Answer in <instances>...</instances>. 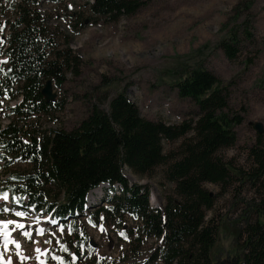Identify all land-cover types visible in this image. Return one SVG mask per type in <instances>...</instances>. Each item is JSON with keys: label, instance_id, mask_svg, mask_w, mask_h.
I'll list each match as a JSON object with an SVG mask.
<instances>
[{"label": "trees", "instance_id": "1", "mask_svg": "<svg viewBox=\"0 0 264 264\" xmlns=\"http://www.w3.org/2000/svg\"><path fill=\"white\" fill-rule=\"evenodd\" d=\"M41 1L0 0V22L7 33L2 45L7 61L0 65V94L9 100L20 97L17 104L7 107L9 122L0 125V169L8 172L0 180V193L7 192L10 199L18 197L22 209L32 207L64 222L82 216L87 195L107 185L102 199L106 205L94 217L97 220L103 215L119 223L132 217L135 227L130 233L135 241H155L142 264H264V133H257L248 150L247 170L237 174L220 157L221 149L234 145V127L242 120L226 110L227 85L203 60L175 62L166 72L177 95L196 105L194 120L178 125L148 120L124 92H116L98 99L107 101V111L91 104L70 130L47 132L34 127L28 121L31 116L62 108L44 99V82L51 80L60 87L65 73H76L79 65L69 48L56 50L46 38L38 10ZM144 4L143 0H87L89 17L107 21L130 16ZM251 5L248 0L237 4L221 24L223 33L215 47L228 60L239 56L245 42L254 41ZM176 141H180L176 151L166 153L163 144ZM15 160L25 162L27 168L10 169ZM160 166L162 179L172 190L162 207L155 208L148 188L131 183L123 170L143 177ZM235 181L241 187L249 185L252 195L240 201L234 250L216 257L213 250L219 223L215 217L206 219L215 196L204 184L225 190ZM67 238L69 244L75 239L79 245L82 236L77 225ZM74 252L78 254L75 261L81 260L79 250Z\"/></svg>", "mask_w": 264, "mask_h": 264}, {"label": "rangeland", "instance_id": "2", "mask_svg": "<svg viewBox=\"0 0 264 264\" xmlns=\"http://www.w3.org/2000/svg\"><path fill=\"white\" fill-rule=\"evenodd\" d=\"M143 1L145 4L134 14L115 21L90 18L87 0H44L39 3L46 38L56 50L69 48L79 65L76 73L72 70L65 73V81L60 87L52 82L54 98L51 102L62 108L31 116L28 121L47 132L57 128L70 130L85 117L91 104L97 103L101 110L107 111V101L100 103L98 99L105 93L111 97L116 92H124L140 115L148 120L175 125L194 120L196 105L177 95L166 70L175 62L203 60L205 67L228 87L227 112L236 113L242 119L234 127V145L221 149L219 155L237 169V174L238 170H247L250 167L248 150L257 135L255 124H259L264 133V0H248L252 1L249 11L253 16L254 41L245 42L235 60H228L215 43L223 33L221 24L233 14L237 4L247 0ZM2 23L0 54L7 34ZM3 60L4 56L0 55V61ZM18 101L19 97L9 100L0 95L2 125L10 119L7 107ZM179 143L165 142L164 151H176ZM9 168L25 169L27 164L15 160ZM7 173L0 169V180H4ZM123 173L131 183L148 188L151 205L153 195H157L162 207L165 195L172 190L171 184L162 179L161 166L143 177L128 170ZM237 182L225 190L218 185L204 184V188L215 196L214 206L206 213V219L215 217L219 223L213 250L216 257L234 250L240 201L252 195L249 185L241 187ZM106 187L96 188L94 197L87 195L86 200L92 204L86 203V212L82 216L60 225L35 223L33 219L18 218L11 213H5V217L0 215V220H14L25 225L24 229L8 225L11 239L18 241L21 248L18 250L9 243L5 251V241L0 240L4 260L11 258V264H59L52 257L67 255L63 264H85V259H90L91 264H142L153 250L155 241L146 240L141 244L135 241L134 234L130 233L135 227L132 217L126 216L120 223L108 221L103 215L97 220L94 217L96 211L106 205L102 202ZM2 204L0 201V206ZM29 225L30 239L22 234L29 230ZM75 225L82 238L79 245L75 239L70 245L67 237ZM101 225L105 229L103 232ZM38 228L45 230L42 235L36 233ZM61 245L67 251H62ZM37 247L41 249L39 254L35 251ZM74 249L83 255L81 260L75 261L74 255L78 254ZM18 251L30 259L22 261L17 256Z\"/></svg>", "mask_w": 264, "mask_h": 264}, {"label": "snow or ice", "instance_id": "3", "mask_svg": "<svg viewBox=\"0 0 264 264\" xmlns=\"http://www.w3.org/2000/svg\"><path fill=\"white\" fill-rule=\"evenodd\" d=\"M0 63H6V61H0ZM0 200H4V201H8L9 200V195L7 192L4 193H0ZM19 203V201L16 200L15 197L12 198V204H16ZM34 207V206H33ZM0 212L3 213H11L14 216L18 217V218H29V219H33V222H36L35 219L31 216V214L28 211H19V210H15L14 207L12 206H4V207H0ZM103 219V218H102ZM52 224H55L56 221L52 220L51 221ZM14 224L16 229H24L25 225L23 223H18L17 221L14 220H0V234H2L5 237V244H4V248L5 251H7V247L8 244H14L15 247L19 250L21 248V245L18 241L11 239L10 236V232L7 229L8 225ZM31 226L29 225V230L28 231H24L22 234L25 236V238L30 239L32 232H31ZM15 230V229H14ZM44 229L38 228L36 229V233L38 235H42L44 233ZM100 231H105V229L103 228V226H100ZM121 236L124 235L123 232L120 233ZM45 243H51V241H45ZM57 243H59V241H57ZM61 250L62 251H67V248L64 247L63 245H61ZM35 251L39 254L41 253V249L39 247H37L35 249ZM47 250H45L46 252ZM17 256L22 260V261H26L28 259H30V257L23 255L22 252H17ZM53 260H57L59 262V264H63L62 258L57 257V256H53L52 257ZM0 264H11V258H9L7 261L4 260L3 257V253H0Z\"/></svg>", "mask_w": 264, "mask_h": 264}, {"label": "water", "instance_id": "4", "mask_svg": "<svg viewBox=\"0 0 264 264\" xmlns=\"http://www.w3.org/2000/svg\"><path fill=\"white\" fill-rule=\"evenodd\" d=\"M51 88H52L51 80H46L44 82L42 89H41V94L46 101H52L54 98V95L52 94ZM255 129H256V132L258 134H260L262 132L261 126L259 124H255ZM155 208H159V207L155 206Z\"/></svg>", "mask_w": 264, "mask_h": 264}, {"label": "bare ground", "instance_id": "5", "mask_svg": "<svg viewBox=\"0 0 264 264\" xmlns=\"http://www.w3.org/2000/svg\"><path fill=\"white\" fill-rule=\"evenodd\" d=\"M96 189H94L93 191H91L89 194H88V197L89 196H91V197H94V193L98 190H96ZM91 194V195H90ZM89 200V199H88ZM90 201V200H89ZM90 204H91V201H90ZM152 204L153 205H155V206H157V207H160V201H159V198H158V196L157 195H153V197H152Z\"/></svg>", "mask_w": 264, "mask_h": 264}, {"label": "built area", "instance_id": "6", "mask_svg": "<svg viewBox=\"0 0 264 264\" xmlns=\"http://www.w3.org/2000/svg\"><path fill=\"white\" fill-rule=\"evenodd\" d=\"M5 59H6V58L4 57V60H5ZM8 116L10 117V115H9V110H8ZM8 122H9V119H8ZM8 122H7V123H8ZM7 123H5V124H7ZM5 124H3V125H5ZM0 125L3 126L1 123H0ZM36 215H37V214H36ZM33 218H34V219H37L38 217L33 216Z\"/></svg>", "mask_w": 264, "mask_h": 264}]
</instances>
